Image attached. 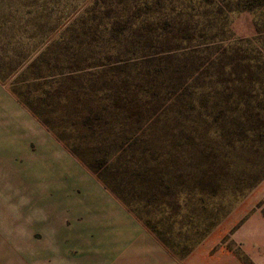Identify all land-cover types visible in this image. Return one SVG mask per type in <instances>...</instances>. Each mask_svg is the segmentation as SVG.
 Returning a JSON list of instances; mask_svg holds the SVG:
<instances>
[{"label":"rangeland","instance_id":"rangeland-1","mask_svg":"<svg viewBox=\"0 0 264 264\" xmlns=\"http://www.w3.org/2000/svg\"><path fill=\"white\" fill-rule=\"evenodd\" d=\"M8 141L13 264H255L264 0H0Z\"/></svg>","mask_w":264,"mask_h":264},{"label":"crops","instance_id":"crops-1","mask_svg":"<svg viewBox=\"0 0 264 264\" xmlns=\"http://www.w3.org/2000/svg\"><path fill=\"white\" fill-rule=\"evenodd\" d=\"M10 147L13 145L8 141L7 144H3L2 149L0 148V264H13L3 256L2 250L4 249L2 248H5L3 239L16 235L20 236L21 232H25L27 235V232L35 230L36 220L33 206L31 213L29 208L27 214L23 211L26 219L24 215L22 218L26 222H20L18 219L22 212L21 201L17 197H12L6 190H13V184L17 180L15 174H18L21 167L20 151L17 147L15 149H10ZM25 164H23L24 167ZM31 172H35L34 167H32ZM244 227L246 232L243 236L248 237V246L245 247V252L255 264H264V216L254 213V217L245 223ZM15 230L19 233H16ZM29 252L33 253V250H28Z\"/></svg>","mask_w":264,"mask_h":264},{"label":"trees","instance_id":"trees-1","mask_svg":"<svg viewBox=\"0 0 264 264\" xmlns=\"http://www.w3.org/2000/svg\"><path fill=\"white\" fill-rule=\"evenodd\" d=\"M45 50H47V49H45ZM45 50H42V51H40L38 54H36V55H32L31 57H30V59H31V61L29 62V67H32V65H35L36 63H37V61H39V59H40V57H41V54L42 53H46L45 52ZM55 75L56 74H51V75H49L50 77H55ZM81 160H83L82 158H81ZM90 168L93 170V171H95V172H97V171H99L98 169H96L94 166H92V165H90ZM104 170H106V169H104ZM102 175L104 176V174L102 173ZM102 175H101V179H102V181L105 183V185L109 188V189H111L112 191L114 190L113 189V187H112V181H110L109 180V178L107 177V179H108V181L107 180H105V178L104 177H102Z\"/></svg>","mask_w":264,"mask_h":264}]
</instances>
